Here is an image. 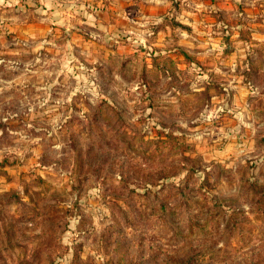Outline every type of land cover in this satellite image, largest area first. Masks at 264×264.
<instances>
[{"label": "rangeland", "instance_id": "rangeland-1", "mask_svg": "<svg viewBox=\"0 0 264 264\" xmlns=\"http://www.w3.org/2000/svg\"><path fill=\"white\" fill-rule=\"evenodd\" d=\"M210 1L0 0V264H264V0Z\"/></svg>", "mask_w": 264, "mask_h": 264}, {"label": "crops", "instance_id": "crops-1", "mask_svg": "<svg viewBox=\"0 0 264 264\" xmlns=\"http://www.w3.org/2000/svg\"><path fill=\"white\" fill-rule=\"evenodd\" d=\"M182 1L183 0H127L121 9H118L114 12L115 17L118 18L119 25L117 26L114 24L113 27L117 28L119 32L138 34L139 30L137 31V29H140L138 28L139 26L142 28L145 27L144 24L150 20H154V24H158L165 14L169 15L170 18L172 17L173 20L180 23V25L193 27V32L206 33L207 29L211 30V33L215 34L221 31L227 32L226 24L221 28L216 27V25L212 26L211 28H207L208 21L211 22L214 17L221 19L219 13H216V10H214V7L218 9V7L220 8V5L217 6L210 1V8L213 9L214 14H209V12L201 11V4H206L208 0H191L197 9L196 12H189L181 9ZM213 24L215 23H212V25ZM170 30L171 32L175 33L177 28L172 26L170 27L169 31ZM210 37L213 42H219L217 41L219 36L212 35ZM260 37L264 39V32ZM218 44L214 45L218 46Z\"/></svg>", "mask_w": 264, "mask_h": 264}]
</instances>
